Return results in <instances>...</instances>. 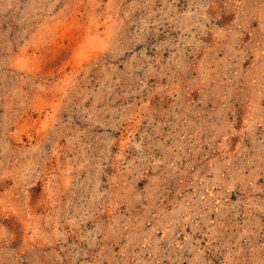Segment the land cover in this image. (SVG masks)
Masks as SVG:
<instances>
[{
  "label": "rangeland",
  "instance_id": "1",
  "mask_svg": "<svg viewBox=\"0 0 264 264\" xmlns=\"http://www.w3.org/2000/svg\"><path fill=\"white\" fill-rule=\"evenodd\" d=\"M0 264H264V0H0Z\"/></svg>",
  "mask_w": 264,
  "mask_h": 264
}]
</instances>
